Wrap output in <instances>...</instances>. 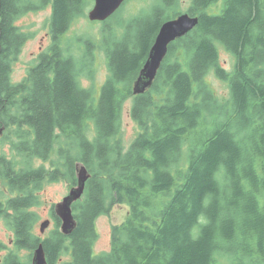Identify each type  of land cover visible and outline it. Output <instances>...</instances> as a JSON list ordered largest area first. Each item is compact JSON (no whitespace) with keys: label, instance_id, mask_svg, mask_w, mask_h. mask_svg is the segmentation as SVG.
Masks as SVG:
<instances>
[{"label":"trees","instance_id":"1","mask_svg":"<svg viewBox=\"0 0 264 264\" xmlns=\"http://www.w3.org/2000/svg\"><path fill=\"white\" fill-rule=\"evenodd\" d=\"M49 5L52 44L13 83L30 38L16 22ZM89 5L0 0V218L16 249L0 262L32 264L42 243L48 264H264V0H192L188 14L199 25L169 47L153 87L139 96L134 82L161 26L182 14L179 0L117 21L124 33L112 26L124 5L103 23L108 76L99 91L82 83L94 80L97 45L74 38L79 58L65 41ZM222 51L234 59L230 70ZM128 100L138 125L129 146L121 138ZM50 159L51 169L37 165ZM78 163L91 178L73 205L77 228L65 236L54 216L41 239L42 191L61 178L76 186ZM116 205L129 215L112 228L110 250L97 253V220Z\"/></svg>","mask_w":264,"mask_h":264},{"label":"rangeland","instance_id":"2","mask_svg":"<svg viewBox=\"0 0 264 264\" xmlns=\"http://www.w3.org/2000/svg\"><path fill=\"white\" fill-rule=\"evenodd\" d=\"M158 0H128L125 2L123 9L120 14L114 19L113 29L118 31V34L124 33L121 28L117 25L119 20H129L134 19L139 16L144 11L150 10L149 8L156 5ZM94 0H90V5L86 11V16L80 19H76L72 23L69 33L66 37L67 48L70 49L77 57H82V47L79 43L74 41V38L87 37L89 36L93 42L97 45L94 49V59H93V71L94 80H90L87 77L82 79V83L85 87H91L94 84L95 89L98 91L105 83L108 76L107 64L102 50V38L104 24L99 22H91L88 19V13L94 6ZM192 0H179V10L182 14H186L189 11ZM217 10V8H215ZM52 17L51 5L43 7L36 11L28 12L21 17L16 22L21 31L30 35V38L26 41L25 45L22 47L21 53L18 56L17 61L13 65L12 81L13 83H21L26 78L28 70L36 65L37 60L41 53L46 51L52 44V39L50 36V20ZM137 31L132 30L133 35ZM221 63L227 69H231L234 63L232 56L225 51L221 52ZM215 89L218 94L224 97H228V88L226 83L217 80L212 76L211 78ZM132 107V100H128L124 104V113L122 117V129L121 138L125 145L129 146L138 132V125L132 119L130 115ZM7 147V146H4ZM2 144L0 143V152L2 150ZM7 151V150H6ZM46 165L50 169L52 168L51 159L48 162H38L37 165ZM72 187L68 180L61 178L58 182L48 184L42 191L41 199L42 203L39 207L35 208L39 216V221L37 222L34 233L37 236L45 237L41 233V223L46 220H50L49 210L53 204L61 202L71 191ZM129 215V207L127 205H116L112 208L111 212L107 215L101 216L97 220V229L99 233V238L95 244V251L97 253L106 252L110 250L111 245V234L112 228L117 225H121L126 221ZM55 225H52L53 230ZM47 233V235L49 234ZM0 242L6 245V249L0 252V259H4L8 253L16 251L15 246L12 243V234L7 228L4 221L0 218ZM23 259L28 260L30 252L28 250L20 251ZM3 264L4 262H0Z\"/></svg>","mask_w":264,"mask_h":264},{"label":"water","instance_id":"3","mask_svg":"<svg viewBox=\"0 0 264 264\" xmlns=\"http://www.w3.org/2000/svg\"><path fill=\"white\" fill-rule=\"evenodd\" d=\"M127 0H94V6L88 13L91 22L104 23L113 17ZM199 25V18L188 13L181 14L173 20L166 21L160 28L148 58L142 67L133 85L135 96L143 95L149 91L156 81L158 73L167 58L169 47L176 41L186 37ZM4 128L0 130V137ZM77 184L70 191L69 196L55 205L56 216L61 220V232L65 236L72 235L77 222L73 215V205L80 201L85 193L88 180L91 178L89 170L81 163L76 165ZM50 227V221L41 223V233L44 234ZM32 264H48L46 252L42 243L33 252Z\"/></svg>","mask_w":264,"mask_h":264},{"label":"flooded vegetation","instance_id":"4","mask_svg":"<svg viewBox=\"0 0 264 264\" xmlns=\"http://www.w3.org/2000/svg\"><path fill=\"white\" fill-rule=\"evenodd\" d=\"M13 82V81H12ZM67 180V179H66ZM71 185V184H70ZM71 187L73 188V186L71 185ZM72 190V189H71ZM69 194H70V192H69ZM69 194L67 195V196H69ZM66 196V197H67ZM65 197V198H66ZM63 201V200H62ZM61 201V202H62ZM60 203V202H59ZM59 203H57V204H59ZM57 204H53L52 205V207H51V209L49 210V213H50V220H46V221H50V227L46 230V232L44 233V235L43 236H45V235H47V233L49 232V230L52 228V225H54L55 224V219H54V216H56V213H55V205H57ZM61 229V228H60ZM40 237V236H39ZM46 237V236H45ZM41 239H42V237H40ZM9 254V253H8ZM48 260V259H47ZM2 262V261H1Z\"/></svg>","mask_w":264,"mask_h":264},{"label":"bare ground","instance_id":"5","mask_svg":"<svg viewBox=\"0 0 264 264\" xmlns=\"http://www.w3.org/2000/svg\"><path fill=\"white\" fill-rule=\"evenodd\" d=\"M46 259H47V256H46ZM47 262H48V260H47Z\"/></svg>","mask_w":264,"mask_h":264}]
</instances>
